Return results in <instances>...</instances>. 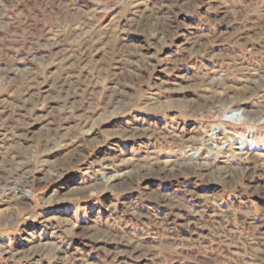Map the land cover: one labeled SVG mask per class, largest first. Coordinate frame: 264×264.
Returning a JSON list of instances; mask_svg holds the SVG:
<instances>
[{"label":"rangeland","instance_id":"374dc122","mask_svg":"<svg viewBox=\"0 0 264 264\" xmlns=\"http://www.w3.org/2000/svg\"><path fill=\"white\" fill-rule=\"evenodd\" d=\"M0 264H264V0H0Z\"/></svg>","mask_w":264,"mask_h":264},{"label":"bare ground","instance_id":"6f19581e","mask_svg":"<svg viewBox=\"0 0 264 264\" xmlns=\"http://www.w3.org/2000/svg\"><path fill=\"white\" fill-rule=\"evenodd\" d=\"M226 118H228V121L235 122L237 124L243 123L246 120V118L243 116L241 112L238 111H231L226 113ZM252 135L249 136H242V137H236L233 139V143L241 150L245 149L247 146L251 144V137ZM193 156H196L197 154H192Z\"/></svg>","mask_w":264,"mask_h":264}]
</instances>
